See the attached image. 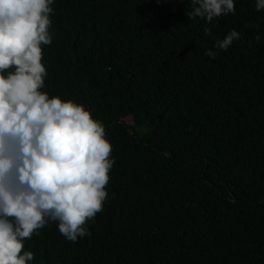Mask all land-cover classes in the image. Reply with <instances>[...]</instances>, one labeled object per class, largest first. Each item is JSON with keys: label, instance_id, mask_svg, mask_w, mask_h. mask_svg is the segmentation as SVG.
Returning <instances> with one entry per match:
<instances>
[{"label": "trees", "instance_id": "trees-1", "mask_svg": "<svg viewBox=\"0 0 264 264\" xmlns=\"http://www.w3.org/2000/svg\"><path fill=\"white\" fill-rule=\"evenodd\" d=\"M234 4L54 0L43 91L90 110L115 163L91 235L50 222L28 264H264V9Z\"/></svg>", "mask_w": 264, "mask_h": 264}, {"label": "clouds", "instance_id": "clouds-1", "mask_svg": "<svg viewBox=\"0 0 264 264\" xmlns=\"http://www.w3.org/2000/svg\"><path fill=\"white\" fill-rule=\"evenodd\" d=\"M53 3L0 0V264L32 261L24 241L50 222L68 241L90 236L87 224L108 198L115 161L104 124L84 105L43 91L42 46L52 43ZM192 4L188 17L207 22L235 12L234 0ZM262 9L264 0H256V11ZM238 39L232 30L215 47L227 50Z\"/></svg>", "mask_w": 264, "mask_h": 264}, {"label": "rangeland", "instance_id": "rangeland-1", "mask_svg": "<svg viewBox=\"0 0 264 264\" xmlns=\"http://www.w3.org/2000/svg\"><path fill=\"white\" fill-rule=\"evenodd\" d=\"M131 120H129V122H130Z\"/></svg>", "mask_w": 264, "mask_h": 264}]
</instances>
